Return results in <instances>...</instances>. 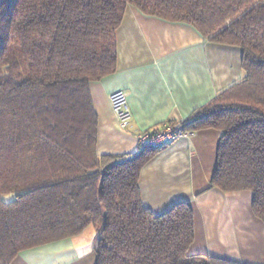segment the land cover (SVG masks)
I'll list each match as a JSON object with an SVG mask.
<instances>
[{
    "label": "trees",
    "instance_id": "obj_1",
    "mask_svg": "<svg viewBox=\"0 0 264 264\" xmlns=\"http://www.w3.org/2000/svg\"><path fill=\"white\" fill-rule=\"evenodd\" d=\"M129 5L243 50L242 80L181 125L221 132L210 188L250 190L264 222V0H0V264L90 226L97 264H247L190 253L189 203L144 205L141 169L160 149L96 152L89 84L116 71Z\"/></svg>",
    "mask_w": 264,
    "mask_h": 264
},
{
    "label": "crops",
    "instance_id": "obj_2",
    "mask_svg": "<svg viewBox=\"0 0 264 264\" xmlns=\"http://www.w3.org/2000/svg\"><path fill=\"white\" fill-rule=\"evenodd\" d=\"M116 54V71L89 84L99 156L136 154L139 133L190 120L245 75L239 46L209 40L191 24L147 15L132 5L116 31ZM117 90L127 93L133 113L125 129L109 99ZM220 136L219 130L202 129L155 152L140 173L143 203L155 214L179 202L192 206L191 254L264 264V222L253 210V193L210 188ZM88 228L23 250L12 264H97Z\"/></svg>",
    "mask_w": 264,
    "mask_h": 264
},
{
    "label": "built area",
    "instance_id": "obj_3",
    "mask_svg": "<svg viewBox=\"0 0 264 264\" xmlns=\"http://www.w3.org/2000/svg\"><path fill=\"white\" fill-rule=\"evenodd\" d=\"M113 111L119 121L120 126L127 128L132 119L133 113L129 104V97L124 90L114 91L109 95ZM194 131L182 130L181 122L167 123L161 128L153 131L141 132L137 135L140 149L155 148L162 149L166 145L180 137H192Z\"/></svg>",
    "mask_w": 264,
    "mask_h": 264
},
{
    "label": "rangeland",
    "instance_id": "obj_4",
    "mask_svg": "<svg viewBox=\"0 0 264 264\" xmlns=\"http://www.w3.org/2000/svg\"><path fill=\"white\" fill-rule=\"evenodd\" d=\"M113 93V92H112ZM111 94V93H110ZM110 99V98H109ZM116 116V115H115ZM118 120V119H117ZM118 123H119V121H118ZM120 125V124H119ZM121 127V126H120ZM122 128V127H121ZM6 198H9V197H6ZM88 229H90V230H88V232H86L87 234H89L91 237L92 236H96V233H97V231H96V228L94 227V226H91L90 228H88ZM97 240V239H96ZM202 255H205V254H202ZM248 264V263H247ZM249 264H256V263H249Z\"/></svg>",
    "mask_w": 264,
    "mask_h": 264
}]
</instances>
